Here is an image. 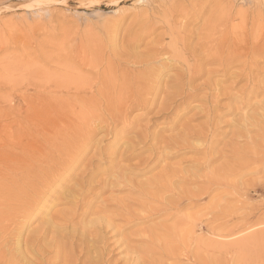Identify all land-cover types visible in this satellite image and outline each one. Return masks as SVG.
<instances>
[{"label": "rangeland", "instance_id": "1", "mask_svg": "<svg viewBox=\"0 0 264 264\" xmlns=\"http://www.w3.org/2000/svg\"><path fill=\"white\" fill-rule=\"evenodd\" d=\"M172 22L186 26L185 35L189 37L193 45L206 42L209 37L215 35L216 29L227 30L230 36H246L255 41H264V0H0V110L11 109V113L5 118L8 120L18 115L19 112L26 111L30 103L42 106L41 103L47 100L50 94L61 97L73 92L81 81L79 77L65 76L66 74L72 73L78 76L80 73L86 78H89L91 73L93 74V70L81 66L79 57L82 52L93 51L98 44L105 48L108 54L114 52V49L121 52L127 49V43L133 42L131 39L143 38L148 34L149 27L151 29L153 26L157 27V35L171 34L168 26ZM140 33L142 36L138 35ZM149 39L146 37L142 44L136 46L138 49L135 47L136 49L132 51L146 52L145 46ZM169 40L170 38L167 37L165 43ZM123 46L126 48L124 49ZM111 48L113 50H110ZM203 56L206 54L203 53ZM255 58L256 63L253 62L251 65L254 72L253 85L259 84L262 88L256 85L257 93L251 96L250 105L244 106L245 104L243 105L240 99L237 100L234 96V94L239 96L242 88L248 89L249 86H245L247 84L245 80L242 79L233 84L234 74L225 79L218 62L212 65L205 63L206 67L203 66L205 71L200 79L185 87L186 90L192 89L191 91L194 92L196 89V94L194 93L193 99L191 97L186 100L180 99L179 103L182 102V106L175 111L179 114L174 112L173 115L161 116L162 118L157 116L156 120L153 118V122L151 121L150 127L147 128L159 138H177L180 142L192 129L199 131V138L191 137L192 140L190 137L187 138L191 148H187L184 152H179V145H175V141H172L173 144L169 145V148L159 141L156 145L153 142L154 147L146 146L142 154L135 159L122 161L119 154L126 147V138L133 135L136 127H144L148 121L146 118L145 120L141 118L140 124L137 123L136 127L121 132L114 139L103 137L104 132H101L99 138L104 141L100 143L104 156L102 158L97 156L99 159L95 156L99 146L96 143L87 154L86 161L79 167L82 169H78L76 173L85 172L86 174L94 170L93 175L98 177V180L103 181L110 178L113 181L115 175L122 172L124 167L127 169L126 174L129 172L127 177L132 181V183L129 182L130 185L122 187L114 182L108 185L111 186L109 190L108 186L106 190L99 189L101 186H97L92 191L97 195L94 203L98 202L97 205L106 206L109 212L116 214L112 219L113 223L123 228L116 231L117 226H115V229L111 231L112 234L111 232L109 234L110 242L117 249L114 254L115 259L127 256V250L122 251L121 242L123 236L127 235L131 236L129 237L130 244L138 246L146 255L147 259L141 264H264V76L257 74L260 71L264 72V61L260 59V55ZM115 60L120 64L118 58ZM173 61L176 62L175 59ZM190 63L194 64L195 61L190 60ZM182 64L184 63H179L178 67H182ZM121 65L123 68H128L123 61ZM72 66L81 69L77 73V71L69 70ZM130 67L140 69L134 65ZM241 68V66H235L232 71L236 72ZM178 70L167 71L164 78L162 77V83H166L170 76L179 73L180 70ZM50 73L53 74L55 81L53 78L47 81L40 78L42 74L49 75ZM205 81H211L208 82L210 90ZM215 81L218 87L214 86ZM228 85L234 88L231 91V93L234 92L232 99H227L223 95ZM261 89L263 90L260 91ZM170 90L171 88L168 91L173 93L177 88L172 87ZM22 91L33 94V99L25 100L22 97ZM216 95L218 99L215 100ZM1 96H6V101L2 100ZM209 99L214 101L210 102ZM218 100L220 105L218 104L215 108L208 128L206 122L209 119L204 112V107ZM161 101L158 99L156 104L158 102L160 104ZM134 112L133 116H140L144 111L139 112L137 109ZM153 115L151 114L150 117ZM248 116H253V123L245 128L242 124ZM182 134L183 136H180ZM207 145L208 150L205 153L204 148ZM118 160L121 161L118 162ZM206 160L209 162L207 166L204 163ZM139 161L140 163L146 162L147 165L142 164L138 167L131 165ZM89 163L92 165L90 166ZM184 174L191 176L190 178L194 181L187 182L189 185L180 181ZM154 175L156 177H153ZM148 180L153 183H147ZM136 182L146 184L142 186L141 190L144 195L141 197L137 194V186L133 185V183L136 185ZM201 187L202 189L209 188L210 193L197 199L192 198L191 201L182 193L189 190L188 193L199 192ZM131 188L133 191L129 190ZM111 192H115L116 195ZM135 192L137 195L134 194ZM155 198L160 199L155 205L159 214L153 220L128 226L130 229L124 227L125 221L118 215L126 211L129 214L125 215L129 218L132 212H146L143 208L152 206L151 203L155 204L157 201ZM106 203L107 205L111 203L113 206L107 207ZM53 205L51 204V209L49 206H43L37 211L38 213H35V219H32L31 225L29 224L30 228L28 227L23 235V243L29 230L37 229L43 220L50 218L57 208H61L59 205ZM187 219H191L190 224ZM181 223L194 225L193 230L196 229L197 235L182 231ZM188 225L185 229H188ZM190 228L192 227H189L188 231L191 230ZM138 241H141L139 245L136 243ZM198 241L204 243L199 242L201 243L199 245ZM220 242L228 244L235 242V246L222 245L219 244ZM206 243L207 246H205Z\"/></svg>", "mask_w": 264, "mask_h": 264}, {"label": "bare ground", "instance_id": "2", "mask_svg": "<svg viewBox=\"0 0 264 264\" xmlns=\"http://www.w3.org/2000/svg\"><path fill=\"white\" fill-rule=\"evenodd\" d=\"M184 26L185 25H179L175 22L169 23L168 30L171 34L167 36L157 35V27L153 26L152 29L149 27L148 29L150 31L148 30L149 33L146 34L148 36L144 34L145 36L143 38H138L136 40L135 38L131 39L133 42L127 43V46L124 45L127 49L123 46L125 50L121 52L115 51L114 49V52L110 51L111 54H108V51L98 44L93 51H84L79 57L81 59L79 62L82 63L81 66L83 68L88 67L93 70V74L91 73L92 75L90 74L89 78H86L85 75L83 77L82 74L78 73L81 68L75 66H72L69 70L77 71L78 76L72 75V73L70 75L69 73L65 75L74 78L79 77L81 81V84L74 88L73 92L62 95L61 97L50 94L47 100L41 103L42 106L30 103L26 111L19 112L18 115L8 120L5 118L11 113V109L0 110V117L2 118H0V264H141V262H145L147 258L144 251L136 245H131L129 242V237L131 236L128 237L127 235L123 236L121 240L123 245L122 251L127 250V256L125 255L126 257L124 256L120 259L114 258L115 250L117 249H115L112 242H110L109 234L115 229V226H117L116 231L121 229L122 226L113 223L112 219L115 218L114 216H116V214L114 215V213L109 212L106 206L97 205L98 202L94 203L95 199H97V195L92 192L95 187L101 186L102 188L99 187V189L106 190L107 186L114 182L118 184L117 186L122 185V187L129 184V182L132 183L127 177L129 174V172L126 174L127 169L124 167L122 172H118L115 177L113 176V181L110 178L103 181H101V179L98 180V177L93 175L94 170L90 172L89 169V172L86 174L85 172L76 173V171L81 164L86 161L87 154L93 149L96 143L99 144V146L97 147L95 156L100 158L104 156L102 151L103 147L100 145V143L104 141L102 138H99L101 132H104L103 137H113L114 139L121 132L136 127L137 123L140 124L141 121L139 120L141 118H144V120L146 118L148 121L144 127H136L133 135L126 138V147L123 152L119 154L121 155L122 161L126 162V160L135 159L142 154V150L146 146H153V142L154 145H156V143L160 141L165 144L166 148H169V145L173 144L172 141H175L174 144L176 143L175 145H179V152H184L187 148H191L190 141L188 142L187 140L189 139L187 138H199V131L192 129L191 132H187L188 134L187 136L185 135L186 137L184 136V140L182 139L179 142L177 138H159L158 135L149 132V128L147 127H150L149 124L151 121L153 122V118L157 116L166 117L170 114L173 115L172 113L182 106V102L179 103L181 98L186 100V98H192L196 94V89L194 92L191 91L192 89L186 90L185 87L200 79L205 71V68L203 69L205 63L212 65L218 62L223 70V78H230L234 74L233 84L242 79L245 80L247 82L245 86L248 85V89L244 87L239 91V96L237 94H234V96H236L237 100L240 99L239 101L243 105L245 104L244 106L250 105L251 96L256 92L257 85H253L254 72L251 65L255 62V57L259 55L261 56L260 59L264 61V41H255L246 36L234 37L230 36L227 30L216 29L215 35L209 37L206 42H201L200 40L201 43L193 45L189 37L185 35L186 26ZM142 32L144 33L143 30ZM138 35H141V33ZM151 36L153 37L150 38V40L149 37ZM146 37L149 39V42H144L147 44L145 46L146 52L143 51V53H140L137 51V53L132 51L136 46L142 44ZM167 37L170 38V40L168 43H165ZM110 50L113 49L111 48ZM203 53L206 54V56H203ZM115 58L120 60V64L115 62ZM173 59H175L176 62H174ZM190 60L195 61V63L191 64ZM121 61H123L128 68H123ZM177 62H183L184 64H182V67H178L179 63ZM130 65L137 66L140 69H135V67L132 69ZM235 66H241L242 68L234 72L232 69ZM129 67L131 69H129ZM172 69H179L180 72L176 73L174 76H170L166 83H162V77L167 71L169 72V70ZM80 72L82 71L80 70ZM51 74L52 73L49 75L42 74L40 78L45 81L53 78L55 81L53 74ZM257 74L258 76H264V72L261 71ZM208 82L207 88L209 89ZM214 86L218 87V83H216V85L214 84ZM257 86H259V84ZM172 87L177 88L176 92L171 93L168 91L169 88L172 90ZM204 87L206 88V84ZM260 87L261 86H259V88ZM232 89L234 88L229 85L225 87L223 91L225 98L228 99L232 97L234 93H231ZM262 90L263 89L260 91ZM210 94H212V92ZM33 96V94L30 95L26 92L22 93V97L25 100L33 99ZM1 97L2 100L6 101V96ZM212 98L214 99V97ZM158 99L162 100L160 104H158L159 102L156 104ZM216 99H218V95L215 96V100ZM209 101L213 102L214 100L211 101L209 99ZM218 104L219 100L208 107H204V112L208 115L209 119L206 122L208 128L209 122L212 121H210L212 114ZM137 109H139V112L140 110L144 112L141 113L140 116H133L135 113L134 111ZM223 109L221 110L223 111ZM205 113L203 115H205ZM151 114L154 115L150 117ZM217 116H219L218 113ZM156 119L158 118H155V120ZM252 119L253 116L246 117L242 125L245 128L249 127V124L253 123ZM185 125L186 123L184 126ZM211 129L212 127L210 130ZM160 136H162V134ZM180 136H183V134ZM209 138L211 139V137ZM114 145L116 147V144ZM208 145L204 148L205 153L208 150ZM165 147L163 146L164 149ZM120 161L118 160V162ZM204 163L205 166H207L209 162L206 160ZM142 164L145 165L146 162L140 163L139 161L131 165H137L138 167V165L142 166ZM198 164H200V162ZM91 165L92 164H90V166ZM140 172L142 173V171ZM104 174L105 173H103V175ZM109 174L110 173H108V175ZM153 177H156V175ZM190 177L191 176L184 174L180 181L186 183L194 181V179ZM147 183L152 184L153 182L148 180ZM144 184L145 183L142 182H136V185L133 183L134 186H137L139 192H137V194H139L140 197L144 195L141 190ZM110 187L108 186V190ZM132 189L133 188L129 190ZM201 189L202 187L198 190L199 192L188 193L189 190L188 192L184 191L185 193H182L190 201L192 198L197 199L200 196L210 193L209 188V190L205 188ZM211 190L213 189L211 188ZM99 191L101 192V190ZM115 192L111 193L115 194ZM134 194H136V192ZM155 199L157 200V198ZM158 200L155 204L151 203L152 206H145L143 209H145L146 212H132L129 218L125 215L127 213L129 214V212L126 211L118 215L125 221V224L123 223L124 227H131L151 219L153 220L159 214V210L155 206ZM49 202H51L52 205H59L61 208H57L58 210L56 209L54 215L51 214L52 216H50V218L43 220L42 224H39L37 229L33 228L29 230L23 243V235L31 225L32 219H35V213L42 209L43 206H49L51 209V204H49ZM109 204L113 206V204ZM110 205H107V207ZM119 208H121V206ZM167 208L166 210H168ZM45 211L48 210L45 209ZM188 224H190V221ZM188 224H182L184 228L181 227L182 231L184 230V232L186 231L191 234L196 233L197 235V232H195L196 229L193 230L194 225L189 226ZM187 225L192 227L190 231H188L189 227L185 229ZM130 227L128 228L130 229ZM191 236L193 237V235ZM198 237L197 240H199ZM239 240L241 242V239ZM246 241L250 240L246 239ZM139 242L141 241L136 243L139 245ZM199 242L202 244L204 243L198 241L197 244H199ZM219 244L226 245L228 243L220 242ZM228 245L234 247L235 242H231ZM205 246H207V243ZM135 254L138 256L136 257Z\"/></svg>", "mask_w": 264, "mask_h": 264}]
</instances>
